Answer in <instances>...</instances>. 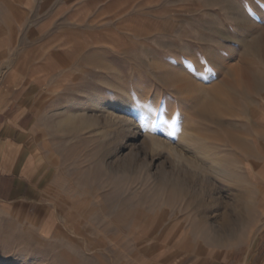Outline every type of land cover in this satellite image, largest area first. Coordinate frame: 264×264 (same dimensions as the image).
I'll return each instance as SVG.
<instances>
[{"label":"rangeland","instance_id":"obj_1","mask_svg":"<svg viewBox=\"0 0 264 264\" xmlns=\"http://www.w3.org/2000/svg\"><path fill=\"white\" fill-rule=\"evenodd\" d=\"M9 66L43 211L0 264H264V0H0Z\"/></svg>","mask_w":264,"mask_h":264},{"label":"crops","instance_id":"obj_2","mask_svg":"<svg viewBox=\"0 0 264 264\" xmlns=\"http://www.w3.org/2000/svg\"><path fill=\"white\" fill-rule=\"evenodd\" d=\"M23 9L28 10L26 6ZM72 9L64 10L70 13ZM36 20L37 26H47L50 19L45 15ZM28 74V70L18 66L0 68V212L27 220L35 227L42 221L43 210L36 207L41 201L38 181L44 161L33 133V99ZM217 264L228 263L218 261Z\"/></svg>","mask_w":264,"mask_h":264},{"label":"bare ground","instance_id":"obj_3","mask_svg":"<svg viewBox=\"0 0 264 264\" xmlns=\"http://www.w3.org/2000/svg\"><path fill=\"white\" fill-rule=\"evenodd\" d=\"M101 102V100H100ZM89 103L95 108H97L98 104H99V97H95V96H91L89 97ZM88 104V103H87ZM131 127V122H129V124L127 125V128L130 129ZM221 171V170H220ZM227 173V172H226ZM228 174V173H227ZM221 175V174H220ZM230 179V178H229Z\"/></svg>","mask_w":264,"mask_h":264}]
</instances>
